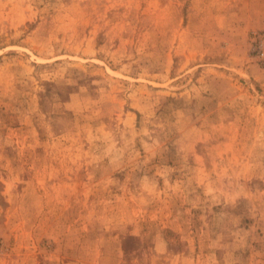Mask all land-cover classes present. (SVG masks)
I'll use <instances>...</instances> for the list:
<instances>
[{"label":"rangeland","instance_id":"obj_1","mask_svg":"<svg viewBox=\"0 0 264 264\" xmlns=\"http://www.w3.org/2000/svg\"><path fill=\"white\" fill-rule=\"evenodd\" d=\"M0 264H264V0H0Z\"/></svg>","mask_w":264,"mask_h":264}]
</instances>
